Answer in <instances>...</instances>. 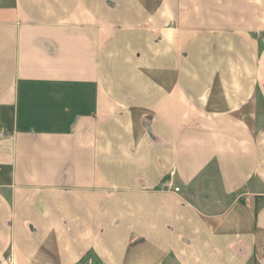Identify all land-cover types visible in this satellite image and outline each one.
<instances>
[{
	"label": "crops",
	"instance_id": "0c3cea01",
	"mask_svg": "<svg viewBox=\"0 0 264 264\" xmlns=\"http://www.w3.org/2000/svg\"><path fill=\"white\" fill-rule=\"evenodd\" d=\"M262 37L264 0H0V264H264Z\"/></svg>",
	"mask_w": 264,
	"mask_h": 264
},
{
	"label": "rangeland",
	"instance_id": "374dc122",
	"mask_svg": "<svg viewBox=\"0 0 264 264\" xmlns=\"http://www.w3.org/2000/svg\"><path fill=\"white\" fill-rule=\"evenodd\" d=\"M262 38L264 39V37ZM81 264H102V262L96 257V255H94V253L91 252L90 256L85 258ZM162 264H178V262L174 258H168Z\"/></svg>",
	"mask_w": 264,
	"mask_h": 264
},
{
	"label": "built area",
	"instance_id": "2783aa9c",
	"mask_svg": "<svg viewBox=\"0 0 264 264\" xmlns=\"http://www.w3.org/2000/svg\"><path fill=\"white\" fill-rule=\"evenodd\" d=\"M2 135V133H0V136ZM162 188L165 190H173L175 192L179 191V187L175 186L173 184V181L171 180V178H167L165 180L162 181ZM5 262L7 264H11L12 263V259L10 256H7V258L5 259Z\"/></svg>",
	"mask_w": 264,
	"mask_h": 264
},
{
	"label": "trees",
	"instance_id": "16d2710c",
	"mask_svg": "<svg viewBox=\"0 0 264 264\" xmlns=\"http://www.w3.org/2000/svg\"><path fill=\"white\" fill-rule=\"evenodd\" d=\"M83 261V260H82Z\"/></svg>",
	"mask_w": 264,
	"mask_h": 264
}]
</instances>
